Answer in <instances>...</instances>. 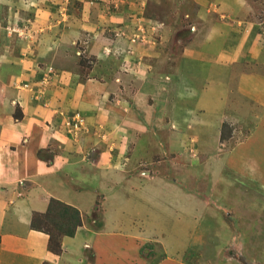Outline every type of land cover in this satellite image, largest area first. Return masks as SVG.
Instances as JSON below:
<instances>
[{
	"label": "crops",
	"instance_id": "0c3cea01",
	"mask_svg": "<svg viewBox=\"0 0 264 264\" xmlns=\"http://www.w3.org/2000/svg\"><path fill=\"white\" fill-rule=\"evenodd\" d=\"M207 1L217 7L213 10L208 5H202L196 9V15L200 17L196 22L200 36L180 58L207 61V64L214 60L231 67L243 63L252 66L248 74L247 67H238V71L230 69L228 80L237 82H222L220 96L225 102L224 108L217 109L216 118L211 120L205 118L208 106L210 108L207 103L210 93L206 91L208 81L204 77L200 81L204 80L205 89L195 91L193 87L190 95L185 96L181 90L192 85L196 76L185 73L183 63L176 61L171 73L173 86L178 89L174 90L173 102L179 98L185 104L180 109L176 107L171 120L176 127H182L181 133L176 132L174 136L192 137L196 149L200 144L196 153L198 157L193 160H198L200 150L204 149L202 143L205 140L201 138L204 133L200 128L216 129L210 131L212 137H218L220 150H209L208 145L204 150L213 153V157L222 154L223 158L220 156L217 162H223V169L210 172L215 179L211 185L216 188L224 184L223 181L228 183L230 177L237 183L223 187L224 191L235 188L229 192L228 195L232 196L228 199H225L228 195L224 197L222 194L218 198L210 195L207 200L215 205L213 208L217 212L212 218L216 222L231 224L232 228L236 222L243 228L242 225L248 223L245 219H252V223L261 218L254 212L249 217L243 215L249 214L245 209L248 202H254V207H257L254 211L264 205V151L259 150L264 147V90L253 86L256 93L249 95L250 99L244 87L247 79H264L259 72V67H264V3L262 0ZM37 12V19L32 18L31 22L33 46L29 39V43L24 41L23 46L20 44V54L9 55V47L0 48V55L5 54L3 58L8 60L0 70V264H150L141 247L151 237L156 238V235L153 236L157 233L155 228L149 226V219L145 221L146 226L125 228L123 219H136V207H144L147 203L145 190L160 179L167 185V179L157 172L151 173L155 168L153 165L148 169L142 167V164H147L148 157L137 155L136 141L153 134L147 130L141 135L136 134V128L145 127V117L136 116L135 107L131 108L130 104L116 103L118 98H112L115 102L111 100L114 91L122 90L119 82H127L129 74L114 75V71H105L99 55L94 72L84 78L72 68L60 65L55 69L56 73H49L46 70L48 66L70 59L71 63L74 62L69 52L82 44L79 40L88 30L84 22L69 10L63 22L57 20L59 12L56 8H40ZM2 38L7 41L5 32ZM213 40L218 45L222 42L221 46H216V51L210 47ZM207 72L209 74V70ZM222 78H217V82L220 83ZM27 84L29 87L25 86ZM196 97L200 101L191 102ZM242 97L252 104L251 109L244 107L245 111H242L245 117L247 112L250 113L244 121L235 114L234 104ZM241 104L243 102L240 101L239 108ZM76 110L92 124V134L74 138L66 133L64 115ZM179 110L182 111L181 116H178ZM237 121L239 128L248 125L249 121L253 129L223 152L220 148L226 144L220 138L223 126L228 124L234 129L238 127ZM103 128L109 133L103 134ZM235 135L236 131L232 138ZM160 144L156 146L158 149ZM185 158L189 159L185 156L183 160ZM231 169L233 172L229 175ZM244 179L251 184H243ZM90 181L96 182L90 184ZM177 184L174 180L167 194L176 196ZM163 195L165 197L164 191L154 193L155 197L148 200L159 206ZM52 200L75 207L82 217V224L75 234L62 237L60 253L50 249V235L32 224L35 214L49 211ZM199 201L202 203V200ZM92 217L90 222L88 219ZM98 220L100 224L97 226L94 223ZM209 231L207 227H198L191 237V244L201 240ZM247 231L242 230V239L264 237L263 234L255 235L257 230L251 237ZM167 252V257L154 264H186L182 260L183 251L176 255Z\"/></svg>",
	"mask_w": 264,
	"mask_h": 264
},
{
	"label": "rangeland",
	"instance_id": "374dc122",
	"mask_svg": "<svg viewBox=\"0 0 264 264\" xmlns=\"http://www.w3.org/2000/svg\"><path fill=\"white\" fill-rule=\"evenodd\" d=\"M262 1L264 3V0ZM202 5H208L212 9L217 7L211 3L209 5L207 0H102L99 4L93 0H0V40L5 32V40L8 41H3L2 38L0 48L8 49L9 47L11 51L8 55L20 54V44L24 41L29 43L32 18L37 19V10L40 8L46 10L56 8L59 12L57 20L61 22L66 19L68 10L69 13L80 18L79 21L84 22L83 25L88 31L83 33L82 40H79L82 44H78L69 52V57L74 59V62L71 63V59L68 62L66 60L64 63L60 62L61 64L48 66L46 70L49 73H56L55 69L60 65V67L72 68L84 78L89 73L94 72V67L98 65L96 60L99 55L103 59L102 67L105 71H114V75L126 76L129 74L130 78L127 82H119L122 90L114 91L111 100L118 98V101L115 100L116 103L121 102L124 106L130 104L131 108L135 107L136 116L145 117L143 119L146 124L145 127L136 128V134L141 135L146 130L153 134H148L136 141L137 155L148 157L147 164H142V167L148 169V166L153 165L155 168L151 173L157 172L167 179V185L160 179L157 180V183H151L148 190H145L147 203L144 207L141 205L136 207L135 211H138L134 216L136 219H123L125 228L138 229L140 226H146V219H149V226L155 228L157 233L153 236L156 235V238L151 237L141 247L143 255L148 258L150 264L158 263L167 257V250L175 255L183 251L182 260L186 264H264V255L262 254L264 237L241 238L242 230H248L247 232L250 233L251 237H254L255 230L258 232L255 235H264V205L254 211V208H257L254 207V202H248L245 209L248 210L249 214L243 213V215L249 217L254 212L259 214L261 218L255 219V222L252 223V219H245L249 224L242 225L243 228L236 222L233 228L231 224L220 225L221 223L212 218L217 210H214L215 205L213 206L207 197L212 195L218 198L222 194L225 197L235 188L230 187L229 190L224 191L223 187L237 183L230 177L228 183L223 181L224 184H220L216 188L211 185L215 179L214 174H210V172L214 169L220 171L223 169V162H217L222 154L213 157V153L210 154L204 150L207 145L209 150L214 148L220 150L217 146L218 137H212L210 131H216V129L205 126L200 128L204 133V137L201 136V138L205 142L202 143L204 149L200 150L198 160L195 159L198 157L197 150L200 148V144L197 143L196 149V142L192 137L174 136L176 132L181 133L179 132L181 126L176 127L171 119L175 116L176 107L180 109L185 104L179 98L175 103L173 102L174 90H178L171 81V73L176 61L183 63L182 68L185 73L196 76V79L191 82L192 85L184 86L181 90L186 94L185 96L190 95L193 87H195V91L204 88V80L200 81L201 79L206 78L208 81L209 88L206 91L210 93L207 99L210 108L208 106V113L205 118L211 120L216 118L217 109L224 108L225 102L220 96L223 89L222 82L227 84L231 81L237 82L234 79L228 80L230 69L236 68L237 70L238 67H247L248 74L252 66L243 63L231 67L229 64L224 66L223 63L214 60L207 64V61L201 62L197 59L187 58L182 60L180 58L181 54L190 48L189 45L199 39V24L196 22L200 17H197L198 11L196 9ZM40 19H42L41 16ZM44 20L46 21L48 18H44ZM133 38L135 41L132 40ZM21 40L23 42H20ZM31 43L33 46L32 41ZM221 44L222 42L218 45L217 41L213 40L210 44L211 50L216 51ZM4 56L5 54L0 55V70L5 61H8L7 57L3 58ZM207 70H209V74ZM259 72L263 76L264 67H259ZM220 76L223 78L219 83L217 78ZM214 77L215 81L213 82ZM253 86L264 90V79L258 77L257 79L245 80L244 87L247 89L248 97L256 93ZM231 91L233 92V90ZM197 99L198 97L191 102H199L200 100ZM238 100L234 101L237 111L235 114L244 121L250 116V113L247 112L245 117L243 114L244 107L251 109L252 104L245 97ZM115 101L113 100V102ZM240 101L243 102L241 108H239ZM76 115H79L81 119L78 124V120L74 118ZM181 115L182 111L179 110L178 116ZM64 116L66 117L67 123L65 125L68 129L66 132L68 135L79 138L83 134L94 132L91 129L92 124L87 122V117L80 111L76 110ZM245 123L247 122L245 121ZM248 123L245 127L239 128L237 121L236 126L238 127L234 129L228 124L223 126L220 137L226 143L225 147H220L223 152L252 131L253 126L249 121ZM103 129L105 131L103 134L109 133L108 130H105L106 128ZM235 131L236 135L232 138ZM123 134L126 135L125 132ZM150 140H153L152 145ZM160 140H162V144H160ZM174 140H177L178 143ZM158 144H160L159 149L156 147ZM263 148L259 150L264 151ZM185 156L192 160L190 162L188 158L183 160ZM221 157L223 158V156ZM193 158L195 159L193 160ZM200 160H202L201 163ZM159 165L160 170H158ZM181 165L183 166L179 169L178 167ZM232 172L233 169L229 171V175ZM174 180L178 183L176 196L167 194ZM112 181L116 183L117 180L113 178ZM112 181L110 184H114ZM95 182L90 181V184ZM242 183L251 184L246 179ZM163 191L166 198L164 195L161 197L159 206L153 204L152 200H148L155 197L154 193H162ZM229 196L232 195H228L225 199H228ZM199 200H202V203ZM55 207L45 217L36 214V226H41L51 233L52 248H56L61 242L62 231L64 228L66 230L67 225L71 223L65 218L66 216L62 217L61 210ZM93 217L88 220L92 222ZM233 221H237V219H233ZM94 224L98 226L100 221L98 220ZM198 227H207V230H210L209 234H204L201 240L192 241L191 244V237L196 234ZM259 229H262L263 232ZM178 257L180 258V255Z\"/></svg>",
	"mask_w": 264,
	"mask_h": 264
},
{
	"label": "trees",
	"instance_id": "16d2710c",
	"mask_svg": "<svg viewBox=\"0 0 264 264\" xmlns=\"http://www.w3.org/2000/svg\"><path fill=\"white\" fill-rule=\"evenodd\" d=\"M54 206L58 207V209L61 210L62 217L66 216L65 218H67L71 222V223H69L67 225L66 230L64 228V230L61 233L62 234L61 237L64 236V235H74L75 232H76L77 227L82 224L81 214L78 211V209H76L75 207L67 205V204H65V203H63L61 201H58V200H52L51 204H50L49 211L47 213H45V214H38V215H41V216L45 217V215H48L49 213L52 212V208ZM32 223H33V226L35 228L40 229V230H44L45 232L50 234V243H49L50 244L49 245L50 249L52 251H54L55 253H60L62 251L61 242L58 243L56 248H52V246H51V242H52L51 233L49 231H46L45 229H43V227H41V226H36V223H37L36 214L34 215Z\"/></svg>",
	"mask_w": 264,
	"mask_h": 264
},
{
	"label": "built area",
	"instance_id": "2783aa9c",
	"mask_svg": "<svg viewBox=\"0 0 264 264\" xmlns=\"http://www.w3.org/2000/svg\"><path fill=\"white\" fill-rule=\"evenodd\" d=\"M93 1H95V2H100V1H102V0H93ZM90 3H93L92 1H90ZM117 36H118V34H117ZM133 41H135V38H133L132 39ZM26 87H29V85L27 84V85H25ZM76 120H78L77 121V124H78V122L79 121H81V119H80V117H79V115H76L75 117H74ZM76 123V122H75Z\"/></svg>",
	"mask_w": 264,
	"mask_h": 264
}]
</instances>
